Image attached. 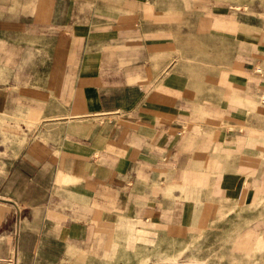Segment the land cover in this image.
I'll return each mask as SVG.
<instances>
[{"label":"crops","instance_id":"obj_1","mask_svg":"<svg viewBox=\"0 0 264 264\" xmlns=\"http://www.w3.org/2000/svg\"><path fill=\"white\" fill-rule=\"evenodd\" d=\"M208 231L264 264V13L0 0V264H167Z\"/></svg>","mask_w":264,"mask_h":264},{"label":"rangeland","instance_id":"obj_2","mask_svg":"<svg viewBox=\"0 0 264 264\" xmlns=\"http://www.w3.org/2000/svg\"><path fill=\"white\" fill-rule=\"evenodd\" d=\"M240 1L245 2L247 11L264 13V0ZM162 254L161 259L166 258L167 264H216L223 263L225 257L221 232L217 231L203 232L183 243L168 242L167 250ZM120 256V264H149L160 260L158 250L148 253L136 249L134 253L128 255L125 252Z\"/></svg>","mask_w":264,"mask_h":264}]
</instances>
